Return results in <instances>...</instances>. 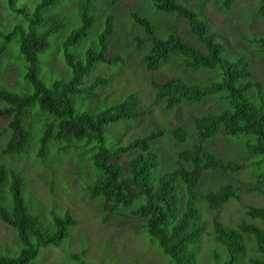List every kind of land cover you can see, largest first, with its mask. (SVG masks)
<instances>
[{"label": "trees", "instance_id": "obj_1", "mask_svg": "<svg viewBox=\"0 0 264 264\" xmlns=\"http://www.w3.org/2000/svg\"><path fill=\"white\" fill-rule=\"evenodd\" d=\"M4 1L18 18L9 28H0V61L12 51L13 44H10L17 43L22 77L29 88L0 87V115L8 117L6 128L10 132L2 150L8 160L0 162V220L13 230L18 240L16 253L0 250V264H32L42 247L60 246L69 237L70 228L78 224L69 211L60 214L53 211L52 220L48 218L44 223L27 204L26 176L21 167L14 165V158L21 159L31 152L33 141L36 148L32 154L40 161L46 159L50 150L62 151L85 145L86 150H91L85 163L91 164L92 173H88L90 180L84 189L91 199L103 198L106 216L113 214L118 206L130 207L138 202L130 213L145 221L149 236L172 263L195 264L192 245L206 229L197 203L204 172L233 173L248 165L217 155L206 147V142L217 136H249L247 154L261 156L259 163L264 162V97L262 84L251 80L254 74L250 62L241 57L229 63L223 57V43L188 3L148 0L156 10L184 19L199 45L173 32L160 34L147 17L131 13L147 33L138 48L144 40L151 42L150 51L141 59L148 70L159 69L173 60V56H178L186 69L219 67L222 70L219 79L206 85L179 77L152 82L154 103H164L165 110L178 109L183 100L199 103L212 95L219 96L222 104L223 101L227 103L218 111L192 118L193 144L177 152V163L172 170L162 172L161 155L156 150L157 141L164 134L162 128L151 129L126 144L106 143L108 125L140 118L150 110H141L136 96L129 94L98 110L83 108L84 101L97 93L96 88L109 82L108 78L98 76L93 83L84 86L96 64L123 62L122 56H107L115 32L113 6L119 0H19L18 4L16 0ZM232 4L233 0H221L226 9ZM257 12L264 15V0H260ZM20 19L23 23L16 22ZM53 35H57L56 46L58 41L61 42L69 74L48 84L39 76V69L42 55L52 46ZM254 40L264 45V36L254 37L251 41ZM78 97L80 109L75 105ZM172 135L181 143L190 138L182 126L174 129ZM122 154L128 155L126 163L118 159ZM237 195L238 188L232 184L222 185L205 195L209 209L215 212L216 241L226 247L227 263L236 264L245 253L246 241L250 238L257 255L250 259V264H264V227L247 220L234 227L227 226L216 214ZM247 215L264 220V207L250 205ZM214 257L220 260L217 252ZM69 258L74 264H87L78 252Z\"/></svg>", "mask_w": 264, "mask_h": 264}, {"label": "rangeland", "instance_id": "obj_2", "mask_svg": "<svg viewBox=\"0 0 264 264\" xmlns=\"http://www.w3.org/2000/svg\"><path fill=\"white\" fill-rule=\"evenodd\" d=\"M179 1L188 3L193 10L199 12L200 18L206 20L211 32L215 33L217 39L223 43V57L229 63L241 57L250 62L254 74L251 80L262 84L264 97V45L261 41H251L254 37L264 36V15L257 12L260 0H233L232 6L228 9L221 5V0ZM19 2L16 0V4ZM28 8H31L30 5ZM113 12L115 32L110 39L107 56H122L123 62L112 65L102 62L96 64L90 75L86 77L84 86L93 83L98 76L108 78L109 82L100 84L96 88L97 93L84 101L83 108L98 110L114 104L129 94L136 96L141 104L140 109L150 108V110L140 118L108 125L105 134L106 143L126 144L151 129L162 128L164 134L157 141V149L155 148L161 155L160 171L172 170L177 163V152L190 147L195 140L192 118L208 111H218L226 107L227 103L223 101L222 104L219 96L212 95L206 96L199 103L183 100L178 109L165 110L164 103H154L155 89L152 82L179 77L206 85L219 79L222 70L219 67L186 69L178 56H173L171 58H174L173 60L164 63L157 70H148L141 59L150 51L151 42L144 40L141 48H138L140 40L145 38L147 33L132 18L131 13L147 17L160 34L173 32L199 45L195 37L190 34L187 22L174 14L156 10L148 0H119L113 6ZM72 14L73 11L68 19ZM17 18L16 13L10 11L6 2L0 0V28H9ZM16 22L23 23V20ZM55 36L57 35L52 37L49 52L42 55L40 62L39 76L48 84L51 80L66 78L69 74L62 56L61 42H57V47ZM11 45L12 51L2 56L0 61V87L27 90L29 87L22 77L23 69L19 63L20 57L17 55L18 44L12 42ZM31 90L30 85L29 91ZM75 105L80 109L79 97ZM7 122L8 117L0 115V162L8 160V157L2 153L10 136L6 128ZM179 126L184 127L190 135L186 143L179 142L172 135L173 130ZM249 138L246 135L217 136L206 142V147L217 155L248 165L233 173L204 172L197 203L201 211V219L206 223V229L199 240L192 245L196 255L195 264H231L227 263L226 247L216 241L213 228L215 212L207 205L205 200L207 192L218 190L225 184L234 185L238 188V195L216 212L220 221L224 225L234 227L242 220H247L264 227V220L252 219L247 215V207L250 205L264 207V192L261 191L264 189V162L259 163L261 156L251 157L247 154L246 145ZM35 148L33 141L31 152L21 159L14 158V165L21 167L26 176L24 194L27 204L33 212L40 215L44 223L48 218L52 220L53 211L57 214L69 211L78 220V224L70 228L69 237L60 246L42 247L32 264H74L69 256L76 252L81 254L87 264H173L170 257L165 255L158 243L149 236L144 226L145 221L130 213L131 209L138 206V202H134L130 207L118 206V209L107 217L102 207L103 198H90L84 189V185L90 180L88 173H92L91 164L85 163V158L87 159L91 154L90 149L86 150V146L80 144L79 147L72 146L68 150H50L46 159L40 161L32 154ZM118 159L126 163L128 155L122 154ZM17 242L13 230L0 220V250L14 254L17 252ZM246 242V251L240 262L236 264H250V259L257 256L253 250V240L248 238ZM214 252L218 253L219 261L215 260Z\"/></svg>", "mask_w": 264, "mask_h": 264}]
</instances>
